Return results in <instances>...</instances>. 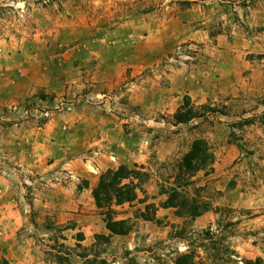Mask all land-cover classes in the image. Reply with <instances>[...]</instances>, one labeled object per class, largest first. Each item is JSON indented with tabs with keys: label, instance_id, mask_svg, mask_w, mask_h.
I'll return each mask as SVG.
<instances>
[{
	"label": "rangeland",
	"instance_id": "1",
	"mask_svg": "<svg viewBox=\"0 0 264 264\" xmlns=\"http://www.w3.org/2000/svg\"><path fill=\"white\" fill-rule=\"evenodd\" d=\"M0 44H22L0 72L12 95L0 98L5 147L54 164L30 175L0 159V204L13 201L25 219L17 235L28 251L0 252V264H56L58 252L69 264H83L75 254L123 264L126 253L167 263L185 250L175 233L218 221L235 224L241 259L264 264V0H0ZM184 104L195 117L177 122ZM196 140L214 163L187 188L210 204L191 220L160 207L159 185ZM133 164L149 174L146 202L116 207L132 229L112 235L92 190L103 172ZM146 204L154 221L138 217Z\"/></svg>",
	"mask_w": 264,
	"mask_h": 264
},
{
	"label": "trees",
	"instance_id": "2",
	"mask_svg": "<svg viewBox=\"0 0 264 264\" xmlns=\"http://www.w3.org/2000/svg\"><path fill=\"white\" fill-rule=\"evenodd\" d=\"M182 112L175 116L177 122H186L195 117V112L189 108V104H184ZM214 156L207 142L196 140L192 143L190 150L181 158L174 167L175 173L167 182L159 185V195L165 196L164 202L160 204L163 209H173L174 214L181 218L194 220L203 213L210 210L209 202L199 200L197 197L188 195L187 188L193 185L192 177L198 172H212ZM150 177L143 165L133 164L131 167L120 166L116 169H108L103 172L92 190V197L99 215L103 217L106 230L116 236H126L131 232L130 219H115L119 212L116 207L125 204H132L135 201L145 203L146 199H139V194H145L144 185ZM166 184V185H165ZM157 207L154 204H146L144 210L139 212L141 219L154 221ZM217 213V210L214 211ZM235 224L221 221L216 222L215 228L212 226L199 232H186L181 229L173 236L179 240L185 250L183 252L172 250L167 252L168 262L155 258L157 264H263L260 259L249 261L241 259L230 241V229ZM83 236L77 234V241H82ZM95 240L106 241L104 236H96ZM92 248L97 247L98 243ZM80 249V244L76 245ZM152 253V251H151ZM129 253H126V262L123 264H137L135 261L127 260ZM69 253L64 256L59 252L53 256L52 262L56 264H69ZM79 259H84L83 264H107L105 260L88 259L87 255L75 254Z\"/></svg>",
	"mask_w": 264,
	"mask_h": 264
},
{
	"label": "crops",
	"instance_id": "3",
	"mask_svg": "<svg viewBox=\"0 0 264 264\" xmlns=\"http://www.w3.org/2000/svg\"><path fill=\"white\" fill-rule=\"evenodd\" d=\"M20 46L22 47V44H0V72L12 68L6 66V64L14 63V59L12 58L14 57V54H17L15 47ZM2 97H5L8 101L12 97L10 89H8L7 91L1 89L0 98ZM17 125L21 124H13L12 127ZM8 137L9 126H0V159L9 158L10 163H12L13 160L18 164L22 172L30 173V175L40 174L43 171H46L53 167L54 164L48 162L45 158L39 157L38 159H35L34 157L36 156L28 154L27 151L21 154L14 153L10 155L7 147H5L9 141ZM69 163L73 164L71 161ZM0 180H4V177L3 175H1V173ZM6 188H8V186ZM6 188H4L3 191ZM88 190L90 191V189L84 187L83 190L81 189V193L82 191ZM4 204H0V225H3V230H0V252L3 253L4 251L3 254L5 257L10 254L7 253L8 251L12 253H18L19 258H22V256L26 258L28 256V251L26 245L24 244L25 236L22 238L21 235H17V231H19L23 227L25 219L20 216L18 208L13 201L6 200L4 201ZM2 208H5V210H3ZM82 232L84 236H86L83 227L81 228V233Z\"/></svg>",
	"mask_w": 264,
	"mask_h": 264
}]
</instances>
